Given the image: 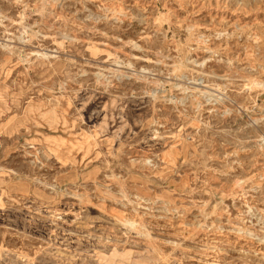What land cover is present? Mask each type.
Segmentation results:
<instances>
[{"label": "rangeland", "instance_id": "obj_1", "mask_svg": "<svg viewBox=\"0 0 264 264\" xmlns=\"http://www.w3.org/2000/svg\"><path fill=\"white\" fill-rule=\"evenodd\" d=\"M133 263L264 264V0H0V264Z\"/></svg>", "mask_w": 264, "mask_h": 264}, {"label": "bare ground", "instance_id": "obj_2", "mask_svg": "<svg viewBox=\"0 0 264 264\" xmlns=\"http://www.w3.org/2000/svg\"><path fill=\"white\" fill-rule=\"evenodd\" d=\"M137 254V253H136ZM134 255H135V253H134ZM141 255V254H140ZM140 261H142V260H140ZM134 264V263H133Z\"/></svg>", "mask_w": 264, "mask_h": 264}]
</instances>
